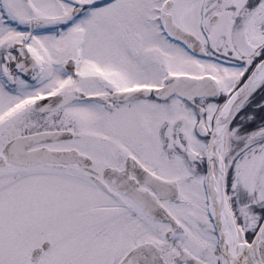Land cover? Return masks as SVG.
<instances>
[{
    "label": "snow or ice",
    "instance_id": "obj_1",
    "mask_svg": "<svg viewBox=\"0 0 264 264\" xmlns=\"http://www.w3.org/2000/svg\"><path fill=\"white\" fill-rule=\"evenodd\" d=\"M0 264H264V0H0Z\"/></svg>",
    "mask_w": 264,
    "mask_h": 264
}]
</instances>
